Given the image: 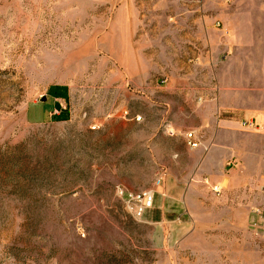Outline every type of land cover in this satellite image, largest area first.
I'll use <instances>...</instances> for the list:
<instances>
[{"label":"rangeland","instance_id":"1","mask_svg":"<svg viewBox=\"0 0 264 264\" xmlns=\"http://www.w3.org/2000/svg\"><path fill=\"white\" fill-rule=\"evenodd\" d=\"M237 65H264V0H0V264H264V148L220 195L189 177ZM158 178L136 220L115 188Z\"/></svg>","mask_w":264,"mask_h":264},{"label":"crops","instance_id":"2","mask_svg":"<svg viewBox=\"0 0 264 264\" xmlns=\"http://www.w3.org/2000/svg\"><path fill=\"white\" fill-rule=\"evenodd\" d=\"M235 68L240 74L237 90L229 96V92L224 87H218L214 99V111L200 115L199 123L193 127L197 131L200 130L197 132L198 136L196 135L198 145L188 149V156L196 157L197 160V164L192 166L193 171L189 173V177L193 175L209 182L211 189L215 187L219 190V195L220 191L232 189L236 184L245 181L248 176H263L260 171L250 173L249 168L252 166L249 162L264 148V102L260 100L250 102L247 98L253 95L256 98L260 95L264 96V78H262L263 82H258V86L255 85L257 83L255 73L264 74V65L259 67L237 65L233 69ZM39 104L33 103L31 106L37 107ZM32 110L29 106L26 110V119L30 123L47 122L52 117L61 119L67 115L64 98L52 101V109L46 117L39 113L35 115V111ZM52 112L54 116H51ZM243 123H250L251 127H243ZM231 160L236 161V166L227 171L230 173L228 178L224 172L228 167L227 163ZM235 177L236 180H231Z\"/></svg>","mask_w":264,"mask_h":264},{"label":"built area","instance_id":"3","mask_svg":"<svg viewBox=\"0 0 264 264\" xmlns=\"http://www.w3.org/2000/svg\"><path fill=\"white\" fill-rule=\"evenodd\" d=\"M243 127H251V124H242ZM185 143L189 148H195L198 145V139L196 138V133L194 130L185 133L184 136ZM228 167L236 166V161L231 160L227 163ZM161 184V178L154 181L153 187L139 190V191H128L123 187L117 186L115 188V193L118 198L123 202L125 211L130 214L136 220H142L145 214L151 211L154 207V197L157 193V188ZM212 191L215 194H219V190L213 187Z\"/></svg>","mask_w":264,"mask_h":264},{"label":"water","instance_id":"4","mask_svg":"<svg viewBox=\"0 0 264 264\" xmlns=\"http://www.w3.org/2000/svg\"><path fill=\"white\" fill-rule=\"evenodd\" d=\"M46 100V97H42L41 101L44 102Z\"/></svg>","mask_w":264,"mask_h":264}]
</instances>
